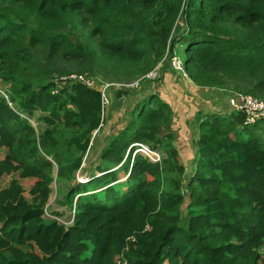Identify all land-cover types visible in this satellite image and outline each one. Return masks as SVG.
Returning <instances> with one entry per match:
<instances>
[{
    "label": "trees",
    "instance_id": "trees-1",
    "mask_svg": "<svg viewBox=\"0 0 264 264\" xmlns=\"http://www.w3.org/2000/svg\"><path fill=\"white\" fill-rule=\"evenodd\" d=\"M180 49L196 86L264 99V0H0V81L12 87L0 93V183L35 180L31 201L18 180L0 186V264H264V121L200 113L185 184L159 93L134 99L99 174L66 194L72 224L46 215L54 173L75 179L105 109L96 87L55 92V73L146 79Z\"/></svg>",
    "mask_w": 264,
    "mask_h": 264
},
{
    "label": "rangeland",
    "instance_id": "rangeland-1",
    "mask_svg": "<svg viewBox=\"0 0 264 264\" xmlns=\"http://www.w3.org/2000/svg\"><path fill=\"white\" fill-rule=\"evenodd\" d=\"M83 33V32H81ZM84 33H88V31H84ZM85 37H87V34H84ZM179 58L174 57L172 60H175L177 62V65L183 67V49L179 50ZM180 62V63H178ZM165 64H158L157 67H155L154 70L158 69V77L156 79L148 80L146 79H132L127 78L123 76L117 77V75H113V77H105L110 76L109 73H99L97 71L93 72L92 74L87 73L85 74L88 77V80L93 83V86L97 89H100L101 91H104L105 96V109H104V124L100 128V130H97L93 133L92 139H91V145L88 150V152L85 154L83 159V165L79 171L75 174V179L73 180H61L59 181L56 178V172L54 173L53 177L55 178L52 185H51V195L50 199L48 201L47 207H46V215L50 218L57 219L64 225H71L73 222V217L75 211H71L66 205H65V198L66 194L70 191V189L74 188L76 185L81 183L88 182L94 175H98L97 167L100 165V154L104 147H106L110 140H112L113 137H115L121 128H124L127 126V121L132 116L133 109L135 107L134 99L138 100V98L142 95H146L148 93H159L160 89H165V85L167 84V80L170 82L175 78L176 84L179 86V84H183V88H181V92L178 93L179 97H181L182 100H186L190 106L191 113H197V108L204 106V103H208L207 112L208 110H213V100H207L202 101L200 99V96L206 97L204 93H217L219 89L214 88H201L200 91L194 92V90L190 89V83L185 77L181 74V72L178 70V73L175 72L172 68L171 63L168 61ZM167 66V67H164ZM174 67V66H173ZM160 68V71H159ZM169 68L174 72L172 75H168L165 77H161V73L164 69ZM70 75H80L77 70L74 68L71 72L67 74H56L51 79V81L56 85L55 92H59L62 89H64L68 82L70 80H65L64 78ZM132 85H136L135 88H130ZM11 90V84L4 83L0 81V90ZM123 92L124 94L122 96H118V93ZM204 92V93H203ZM230 96L234 94V91H229ZM161 95V93H159ZM186 99H184V98ZM195 100L199 101V105L195 103ZM186 103V102H185ZM211 103V104H209ZM131 105V107H130ZM134 106V107H133ZM203 109H205L203 107ZM189 111V112H190ZM40 114V113H39ZM39 114L36 115L35 118L30 119L32 125L35 127L38 135H41L43 129L41 124L38 121V118L40 117ZM40 115H47L41 113ZM204 115V114H203ZM45 117V116H44ZM201 121V120H200ZM50 128H53L52 126ZM199 131L201 132L200 124L198 125ZM171 133L174 136L173 130L171 128ZM260 133L262 137L264 138V126L260 127ZM146 147L149 148V150L146 149ZM139 150H145L146 153H142L143 155L147 156L148 158H152L154 160L161 161L162 155L161 152L153 150L151 147L147 145H142L141 149ZM138 150V151H139ZM157 155V156H156ZM2 154H0V157ZM195 162V160H194ZM188 164L186 165V168H188ZM194 164V163H193ZM56 171V170H55ZM190 171H187L184 182L187 183V180L189 179V173ZM126 174L125 172H121L119 175V179L121 182L126 180ZM18 180L19 183L24 188V196L28 201H31L30 191L35 185V180H30L29 178H21L20 173L12 174L10 176H4L1 180L0 186L2 188L7 187L11 181ZM188 203V196H186V203L184 206L183 213H187V209L185 207ZM55 213H59L61 215H56ZM262 252L264 250L262 249ZM119 264L121 263V260L118 261Z\"/></svg>",
    "mask_w": 264,
    "mask_h": 264
},
{
    "label": "crops",
    "instance_id": "crops-1",
    "mask_svg": "<svg viewBox=\"0 0 264 264\" xmlns=\"http://www.w3.org/2000/svg\"><path fill=\"white\" fill-rule=\"evenodd\" d=\"M169 74L172 75L174 74V72L169 68L164 69L161 73V77H164L165 79V77ZM186 79L190 83L191 90H194L195 93L196 91H200L201 88L196 86L187 76L185 77V80ZM166 83L167 84L165 85V89H160L159 93H161L162 98L168 101L173 107L174 115L172 118V130L176 138V147L179 151L181 159L185 163V166L188 162L190 163L188 164V168H186V173L187 171H190L188 173L189 175H191L192 171L194 170V160H196L197 158L196 141L200 135V131L198 128L200 121L198 120V117L200 113L202 115L211 113H221L229 115L231 111L229 105V98L231 97L230 92L226 90H219L220 93L217 92L214 94L203 92L206 97L200 96V99L202 101L213 100V110H208L209 112H207L208 103H204V106H200L197 108V113L195 112L192 114L188 102L186 100H182L178 95V93L181 92V88L184 87L183 84H179V86H177L175 78L171 82L167 80ZM195 103L199 105L198 100H195ZM203 107L205 109H203ZM0 154L5 155V152H0Z\"/></svg>",
    "mask_w": 264,
    "mask_h": 264
},
{
    "label": "built area",
    "instance_id": "built-area-1",
    "mask_svg": "<svg viewBox=\"0 0 264 264\" xmlns=\"http://www.w3.org/2000/svg\"><path fill=\"white\" fill-rule=\"evenodd\" d=\"M173 66L176 69L184 72V68L177 65V62L175 60L173 61ZM184 75L187 76L185 72ZM157 77H158V69L152 71L151 73H149V75L146 76V78H148L149 80L156 79ZM64 79L70 80V82L68 83L79 82L87 85L88 87L94 88L93 83L88 80V77L85 74L70 75L65 77ZM135 86L136 85H132L130 88H135ZM101 92L105 104V100H107L105 99L106 95L104 94V91ZM0 93L8 100V96L3 90H0ZM229 105L231 110L230 113L240 114L244 117L245 126H253L255 124H258V122L262 120L264 121V99L254 97L252 95H248L241 92H235L229 98ZM121 263L127 264L122 261Z\"/></svg>",
    "mask_w": 264,
    "mask_h": 264
},
{
    "label": "water",
    "instance_id": "water-1",
    "mask_svg": "<svg viewBox=\"0 0 264 264\" xmlns=\"http://www.w3.org/2000/svg\"><path fill=\"white\" fill-rule=\"evenodd\" d=\"M146 149L149 150L148 147H146ZM139 152H140V153H146V154H147V152H146L145 150H139ZM149 158H150V157H149ZM150 160H152V161H154V162L158 161V160H154V159H152V158H150Z\"/></svg>",
    "mask_w": 264,
    "mask_h": 264
},
{
    "label": "bare ground",
    "instance_id": "bare-ground-1",
    "mask_svg": "<svg viewBox=\"0 0 264 264\" xmlns=\"http://www.w3.org/2000/svg\"><path fill=\"white\" fill-rule=\"evenodd\" d=\"M157 156V155H156Z\"/></svg>",
    "mask_w": 264,
    "mask_h": 264
}]
</instances>
